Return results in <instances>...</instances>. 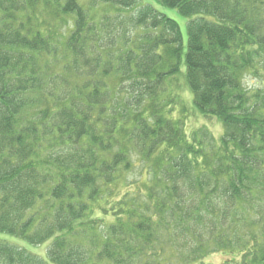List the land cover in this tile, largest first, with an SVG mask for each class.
Here are the masks:
<instances>
[{"label": "trees", "instance_id": "1", "mask_svg": "<svg viewBox=\"0 0 264 264\" xmlns=\"http://www.w3.org/2000/svg\"><path fill=\"white\" fill-rule=\"evenodd\" d=\"M93 2L0 0V264H264V0Z\"/></svg>", "mask_w": 264, "mask_h": 264}, {"label": "rangeland", "instance_id": "2", "mask_svg": "<svg viewBox=\"0 0 264 264\" xmlns=\"http://www.w3.org/2000/svg\"><path fill=\"white\" fill-rule=\"evenodd\" d=\"M79 4L82 6L83 9L87 10L85 11L86 13H89L88 18L93 19L92 24H94L95 21H99V18L103 12H107L111 16H116L117 14L121 15V13L123 12L117 6L112 5L110 3H106L100 8H98V5L94 3L93 0H79ZM161 10L163 13L172 17L179 23L181 30L183 32V35L186 36L188 19L185 16H182L176 9H170V8L164 7V8H161ZM147 31H148L147 28H143V29L137 28V32L139 34L145 33ZM169 83H172L173 86L177 88L183 87L184 88L183 96L186 100L192 97L191 92L189 88L187 87V85L189 84L186 82V79H184L183 76L175 75L170 79ZM203 126H206L216 137H219L224 132V126L217 119L205 120L200 116L195 119L190 120V122L188 123L187 129L190 131L194 128H201ZM97 232L99 233L100 230H98ZM9 239L14 244H20L19 246L24 245L23 240L21 239L18 240L16 236H9ZM50 244H51V240L41 244L36 250H33V251L41 255H46L49 250ZM225 259H226L225 255L219 252H215L207 256L205 258V262L211 263V264H221Z\"/></svg>", "mask_w": 264, "mask_h": 264}]
</instances>
